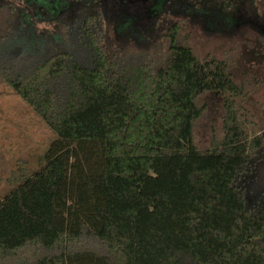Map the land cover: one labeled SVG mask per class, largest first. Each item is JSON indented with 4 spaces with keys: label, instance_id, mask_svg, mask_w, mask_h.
Segmentation results:
<instances>
[{
    "label": "trees",
    "instance_id": "obj_1",
    "mask_svg": "<svg viewBox=\"0 0 264 264\" xmlns=\"http://www.w3.org/2000/svg\"><path fill=\"white\" fill-rule=\"evenodd\" d=\"M156 1L15 8L0 81L53 137L34 171L18 161L5 179L0 264H264V198L245 185L264 128L246 127L228 61L198 58L183 18L172 20L202 22V0ZM204 92L224 114L222 135L201 149Z\"/></svg>",
    "mask_w": 264,
    "mask_h": 264
},
{
    "label": "rangeland",
    "instance_id": "obj_2",
    "mask_svg": "<svg viewBox=\"0 0 264 264\" xmlns=\"http://www.w3.org/2000/svg\"><path fill=\"white\" fill-rule=\"evenodd\" d=\"M163 1H156L157 10ZM22 5V0H0V34L11 30L15 8ZM201 7L205 28L200 19L191 21L187 16L176 15L172 20L183 18L181 36L198 58L212 54L228 61L233 81L244 86V96L238 103L246 113V127L253 121L255 129L264 128V33L254 29L264 24V0H202ZM33 23L38 32H49L53 27L43 20H33ZM15 60L20 64L28 61L25 57ZM196 104L203 106V111L195 120L193 141L202 149L208 146L211 137L222 135L224 109L221 97L210 92L198 96ZM52 137V131L41 118L0 81V198L9 190L5 179L16 163L23 161L29 171H34ZM245 181L252 201L264 198V147L254 159Z\"/></svg>",
    "mask_w": 264,
    "mask_h": 264
},
{
    "label": "crops",
    "instance_id": "obj_3",
    "mask_svg": "<svg viewBox=\"0 0 264 264\" xmlns=\"http://www.w3.org/2000/svg\"><path fill=\"white\" fill-rule=\"evenodd\" d=\"M254 29L258 31L259 33H264V27L263 25L261 26V24H259L257 27L255 26Z\"/></svg>",
    "mask_w": 264,
    "mask_h": 264
}]
</instances>
